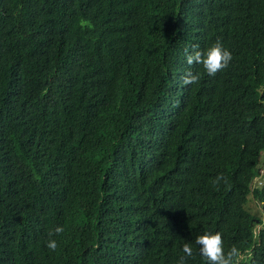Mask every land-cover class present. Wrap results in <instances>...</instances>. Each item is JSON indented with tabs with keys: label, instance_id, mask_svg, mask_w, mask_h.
<instances>
[{
	"label": "trees",
	"instance_id": "16d2710c",
	"mask_svg": "<svg viewBox=\"0 0 264 264\" xmlns=\"http://www.w3.org/2000/svg\"><path fill=\"white\" fill-rule=\"evenodd\" d=\"M217 40L225 70L187 64ZM249 201L264 214V0H0V264H178L185 243L206 264V232L264 264Z\"/></svg>",
	"mask_w": 264,
	"mask_h": 264
},
{
	"label": "clouds",
	"instance_id": "9594fccd",
	"mask_svg": "<svg viewBox=\"0 0 264 264\" xmlns=\"http://www.w3.org/2000/svg\"><path fill=\"white\" fill-rule=\"evenodd\" d=\"M199 46V45H197ZM187 53V50H186ZM186 62L188 65L199 64L208 76L214 77L218 72L225 70L233 57L229 50L223 47L222 43L217 40L206 51H193L186 54ZM200 77L192 71H187L181 77V83L185 86L198 83ZM227 184V180L223 175L217 176L213 180V184L218 186L221 182ZM64 232L63 226H56L48 232L46 247L51 252H55L58 248L57 240L54 238ZM195 244L199 248V254L206 261V264H248L250 253L246 254L237 246H231L225 251L222 235L216 233H204L196 238ZM183 256L180 257L178 264H186V260L193 256V247L189 243L182 246Z\"/></svg>",
	"mask_w": 264,
	"mask_h": 264
},
{
	"label": "rangeland",
	"instance_id": "374dc122",
	"mask_svg": "<svg viewBox=\"0 0 264 264\" xmlns=\"http://www.w3.org/2000/svg\"><path fill=\"white\" fill-rule=\"evenodd\" d=\"M247 208L252 213H255V215L260 216V217H264V214L260 215L259 205L257 203H255L254 201H249L247 204Z\"/></svg>",
	"mask_w": 264,
	"mask_h": 264
}]
</instances>
